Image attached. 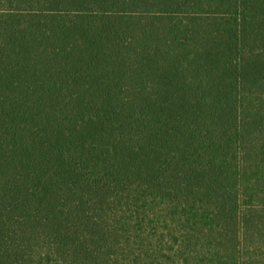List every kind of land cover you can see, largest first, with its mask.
I'll use <instances>...</instances> for the list:
<instances>
[{"label": "trees", "instance_id": "obj_1", "mask_svg": "<svg viewBox=\"0 0 264 264\" xmlns=\"http://www.w3.org/2000/svg\"><path fill=\"white\" fill-rule=\"evenodd\" d=\"M0 264H264V0H0Z\"/></svg>", "mask_w": 264, "mask_h": 264}]
</instances>
